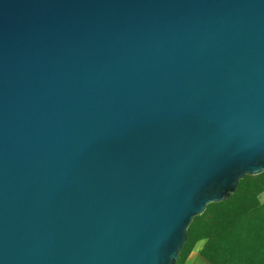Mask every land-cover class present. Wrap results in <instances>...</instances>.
I'll use <instances>...</instances> for the list:
<instances>
[{
  "label": "water",
  "instance_id": "water-1",
  "mask_svg": "<svg viewBox=\"0 0 264 264\" xmlns=\"http://www.w3.org/2000/svg\"><path fill=\"white\" fill-rule=\"evenodd\" d=\"M264 172V0H0V264H176Z\"/></svg>",
  "mask_w": 264,
  "mask_h": 264
},
{
  "label": "trees",
  "instance_id": "trees-1",
  "mask_svg": "<svg viewBox=\"0 0 264 264\" xmlns=\"http://www.w3.org/2000/svg\"><path fill=\"white\" fill-rule=\"evenodd\" d=\"M264 172L245 176L227 200L208 204L187 230L176 264H186L196 244L209 264H264Z\"/></svg>",
  "mask_w": 264,
  "mask_h": 264
},
{
  "label": "rangeland",
  "instance_id": "rangeland-1",
  "mask_svg": "<svg viewBox=\"0 0 264 264\" xmlns=\"http://www.w3.org/2000/svg\"><path fill=\"white\" fill-rule=\"evenodd\" d=\"M260 200L264 201V192L261 193L260 195ZM203 244V241H200L196 244L193 253L191 254L188 264H209L206 260H204L198 253V248L201 247ZM195 260V261H194ZM187 263V261H186Z\"/></svg>",
  "mask_w": 264,
  "mask_h": 264
},
{
  "label": "crops",
  "instance_id": "crops-1",
  "mask_svg": "<svg viewBox=\"0 0 264 264\" xmlns=\"http://www.w3.org/2000/svg\"><path fill=\"white\" fill-rule=\"evenodd\" d=\"M197 248H198L197 250L199 251L201 247H197ZM193 251H194V250H193ZM193 251L191 252V254L193 253ZM191 254H190L189 257H188V259H187V263H186V264H188V261H189V258H190V256H191ZM194 261H195V260H194Z\"/></svg>",
  "mask_w": 264,
  "mask_h": 264
}]
</instances>
